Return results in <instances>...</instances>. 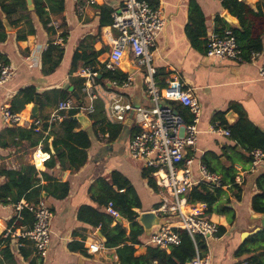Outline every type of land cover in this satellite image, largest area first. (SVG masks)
Instances as JSON below:
<instances>
[{
  "label": "crops",
  "instance_id": "crops-1",
  "mask_svg": "<svg viewBox=\"0 0 264 264\" xmlns=\"http://www.w3.org/2000/svg\"><path fill=\"white\" fill-rule=\"evenodd\" d=\"M86 1L64 0L62 18L65 27H60L54 32L48 33L34 13L31 19L35 33L27 35L23 40L16 39V32L25 28L24 21H20L16 27L10 25L11 29L6 31L5 40L0 41V61L5 60L6 63L12 64L15 72L0 88V105L12 106L15 95L21 89L34 86L40 97L39 117L49 121L61 99L56 100L51 94L46 96L44 94L52 89L64 88L72 93V96L67 98L77 100L73 96V91L76 92L75 87L70 84L69 79L71 76L79 77L77 70L84 65L82 61L78 62L76 70L71 72L72 57L76 51L80 52L78 49L80 43H84L87 48L98 52L96 61L99 67L101 61L107 58L115 31L110 24H99L100 11L97 5H108L115 10L122 2L94 0L92 4H87ZM148 1L166 18L164 28L156 38L153 48L155 80L160 86L168 81L177 80L184 89H188L199 99L202 106L193 156L203 160L222 175L229 166L235 170L234 179L243 174V182L237 183L240 191L231 184L221 186L223 189L221 201L232 210L233 222H228L226 215L220 211L205 214V217L218 226L224 227L219 236L209 239L210 264H236L239 258L234 256L235 249L251 235L250 233L244 237L242 233L251 232L261 225L262 214L251 209V198L258 191L255 179L264 173V162L252 168L250 162L243 159V155L246 157L248 154L243 147L235 146V141L229 136L211 132L209 127L216 118L227 127L244 118L264 133V81L258 76V68L264 61V48L247 61L210 57L205 52L206 37L209 33L227 28L228 25H235L224 17V14L229 12L223 8L221 0ZM240 1L252 6L254 10L257 3L263 2V0ZM81 5L82 11L78 8ZM17 17V14L13 16L14 19ZM51 19L57 20L60 25L57 16H51ZM63 32L66 33L65 37L61 36ZM57 39L62 41L59 42ZM50 44L58 46L62 52L59 54L57 49H53L44 63L42 54ZM28 55L35 64L26 59ZM129 59L133 63L132 55H129ZM55 60L58 62L54 69L45 72L43 68ZM117 69L127 74L123 65ZM142 75V71L137 70L133 73L132 86L115 89L123 101H128L133 106L150 105L144 92ZM99 82L101 84L104 82L105 86L108 83L106 80ZM78 95L80 99L83 97L81 90ZM96 101L102 103L105 109L102 100ZM169 103L180 107L183 118L186 121L190 120L187 108L175 101ZM32 104L26 103L22 108L19 103L13 104V110L20 115V124L6 126L0 118V165L5 164L9 168L17 169L25 163H32L31 156L37 148L40 154H44L41 143L32 147L31 139L20 137L11 131L16 127L28 128V125H31L35 119L30 114ZM89 120L90 124L85 129L91 143L87 150L86 163L75 172L62 169L58 164L54 169L47 171L54 180L69 183V192L65 197L59 199L45 193V197L40 198L44 199L53 213L48 255L45 258L37 257L31 242L26 241L22 244L18 241L19 237L13 236L9 244L12 256L5 262L6 264H118L116 248L104 245L102 222L89 209L81 208L89 206L97 212L111 216L103 210V201L116 193H124L139 200L140 206L132 207L138 216L143 212L157 209L160 202L158 190L149 186L143 174L145 168L140 162L132 160L127 152L129 140L136 131L133 112L128 111L122 122H109L111 125H98L93 128L92 120L90 118ZM112 124L121 126L115 134ZM40 126L39 123L36 130ZM38 169L42 171L45 168L41 165ZM192 170L194 177H197L196 161L192 165ZM37 176L39 183L48 184L40 172ZM48 187L53 190L49 185ZM221 207L220 204L218 210ZM12 214V205L0 203V235L9 226L7 222ZM116 222H121L128 232L129 222L125 218L112 217L109 227L114 226ZM146 238V233L143 232L142 243L134 246L136 256L146 253V246L143 245ZM74 242L81 244L83 250L70 249L69 244ZM93 242H98L101 249L95 253H87L85 244ZM3 246L4 243H1L0 250ZM0 257L2 258V255Z\"/></svg>",
  "mask_w": 264,
  "mask_h": 264
},
{
  "label": "built area",
  "instance_id": "built-area-1",
  "mask_svg": "<svg viewBox=\"0 0 264 264\" xmlns=\"http://www.w3.org/2000/svg\"><path fill=\"white\" fill-rule=\"evenodd\" d=\"M93 2L94 0L86 1L87 4ZM78 8L82 11L83 6ZM111 17L110 26L115 31V36L107 58L99 64L100 68L116 70L121 65L120 58L128 49L134 59V66L143 73L142 83L150 105L133 106L116 94L115 89L133 85V74H128L121 83L112 80L105 86L97 80V71L82 66L77 70V74L84 78L81 87L83 97L79 100L66 98L59 101L49 122L61 121L64 118L62 112L66 113L71 109L88 116L94 112L97 99L103 101L106 119L109 122H122L127 112L132 111L136 131L128 143V156L149 170V175L153 177L160 195L159 205L153 211L166 219L164 224L154 227L143 245L167 250L171 245L180 242L176 230H185L192 240L195 235H201L205 242V249H198L195 245L194 257L185 264H210L209 239L218 236V225L205 216H197L187 208L188 194L193 186L200 183L210 188L223 186L221 175L209 170L200 159L193 156L199 132L197 123L201 115V103L177 80L168 81L163 86L155 80L153 48L156 38L166 23L165 16L157 7L148 0H122ZM49 25L55 30L60 28L59 22L55 19H51ZM57 41L62 40L57 39ZM205 50L206 55L210 57L241 60V51L229 29L224 30L223 33L210 32L206 37ZM26 59L35 64L30 55L26 56ZM14 72L15 67L12 64L0 61V88L11 79ZM258 76L264 81V61L258 68ZM169 101H175L187 108L190 120L186 121ZM0 118L6 126L21 122L19 113L11 112L7 104L0 105ZM39 123L36 119L31 122L34 125ZM209 130L218 135L230 134L229 129L222 126L219 120H214ZM251 156L252 168L264 162V151L260 149L252 150ZM31 158V162L38 169L43 166L46 157L40 154L37 148ZM195 161L197 177H194L192 170ZM243 178L241 173L235 177V182L242 183ZM12 208L13 221L2 233L3 237L14 236L28 240L32 243L36 255L45 258L50 245V223L53 215L51 208L44 199H39L35 203L21 199L12 205ZM24 208L33 216L29 228L15 226L17 220L21 219L20 213ZM103 210L112 217L120 216L111 202L104 205ZM100 249L101 245L98 242L85 244L87 253H95ZM241 264H246V261H242Z\"/></svg>",
  "mask_w": 264,
  "mask_h": 264
},
{
  "label": "trees",
  "instance_id": "trees-1",
  "mask_svg": "<svg viewBox=\"0 0 264 264\" xmlns=\"http://www.w3.org/2000/svg\"><path fill=\"white\" fill-rule=\"evenodd\" d=\"M221 2L223 8L238 20L239 25L237 27L228 25L227 28L216 29L214 31L223 33L224 30L229 29L234 35L236 43L241 51V59L245 61L250 60L253 54L261 52L264 48V0L261 3H257L256 10L240 0H221ZM32 3L34 8L30 11L27 9L26 0H0V41H4L7 36L2 22V16L14 27L18 26L20 21H24L25 28L22 30L18 29L16 32L17 40H23L27 35L35 33V28L31 19L33 13L38 17L43 28L48 33L55 31V29L49 25L51 16H57L60 21V27H65V22L62 18L64 0H32ZM151 4L155 6L153 3ZM97 8L100 11L99 24H111V14L114 10L108 5H97ZM16 14L18 17L14 19L13 16ZM219 19L218 17L217 20ZM65 35V32L61 34L63 37H65ZM53 49H57L59 54L62 52V49L58 46L50 44L42 54L44 63L45 58L51 55ZM78 49H80V52L76 51L72 57L71 72L76 70L78 62L82 61L84 66L90 67L101 75L100 78H97L98 81L115 80L121 83L126 79L127 74L119 69H101L100 65L97 67L98 63L96 61V56L98 52L87 48V45L84 43H80ZM57 60L51 61L52 63L50 65L43 68L44 71L49 72L54 69L57 65ZM3 62L6 63L5 60H3ZM69 80L70 84L75 87L76 92L79 94L84 78L80 76H71ZM102 83L104 84V82ZM48 94H51L56 100H64L72 96V93L64 88L52 89L49 93L44 94V96ZM36 95H39V93L34 86L25 87L15 95L12 103H19L20 108H22L24 104L33 102ZM12 106H10L9 109L11 112H15ZM175 108H177L180 113L182 112L180 107L175 106ZM76 113V109H71L66 113L62 112L64 118L59 122L51 123L40 117L35 118L41 124L38 130H36L37 125L34 124H31L28 128L16 127L15 129H11L12 132L19 134L20 137L31 139L30 145L32 147L41 143V149L46 157L43 162L45 169L40 171L33 163L29 162L21 165L17 169H12L5 164H1V204L14 205L21 199L26 202L35 203L38 199L43 198L44 193H49V195L59 199L68 194L69 183L54 180L52 175L47 171L49 169H54L58 164L62 169H69L70 172H75L86 163L87 150L91 142L87 130L80 128L78 122L69 119V116ZM88 116L92 120L91 126L93 128L98 125H111L109 121H106L103 105L99 101L95 102V110ZM215 120L219 119L216 118ZM220 124L227 127L222 121H220ZM112 126L115 129L113 134L121 128L120 125L112 124ZM227 128L230 131L229 138L235 141V146L240 145L246 150V153H248L246 157L243 155L245 162H251L252 150L260 149L264 151V133L255 128L246 119L242 118ZM44 132L47 133L44 134ZM202 162L209 170L218 173L214 168L209 167L203 160ZM39 172L44 180L48 181L47 185L39 183V178L37 176ZM234 173L235 170L233 167L229 166L225 169L223 175L220 173L218 174L221 175L222 185L231 184L240 191L237 183H235ZM143 174L144 177L147 178L149 186L154 190H158L153 177L149 175V170L145 169ZM48 185L52 187L54 191L49 189ZM255 186L258 191L251 198V209L256 213H264V173L256 177ZM222 194L223 189L221 187L210 188L200 183L191 188L187 198V208L199 217H203L205 214H210L215 211H220L226 215L228 222L232 223V210L226 207L224 202L221 201ZM108 202H111L119 215L129 222L128 232H126V228L121 222H116L114 226L109 227L108 224L112 221L111 216H107L99 211L97 212L89 206H83L81 210L89 209L98 216V220H100L103 225L101 231L105 236L104 245L106 247L116 248L118 264H185L194 257L195 245L198 249H205V242L201 235H195L192 240L187 231L177 229L176 232L180 238V242L177 245H171L167 250L155 246H146V253L136 256L134 254L136 251L134 246L142 243L141 237L144 232L142 225L137 221L138 214L132 209V207L140 206L139 200L135 196L131 197L124 193H116L107 197L103 201V204L106 205ZM220 204L222 207L218 210ZM20 214L21 219L17 220L15 226H25V228L31 227L33 222L32 214L25 208L22 209ZM12 221L13 218L8 220L7 224L10 225ZM223 231L224 227L218 226V236ZM10 241V236L3 237V234L0 235V244L4 243V246L0 250V256L2 255V258L0 257V264H6L5 262L12 256L9 245ZM18 241L25 244L28 240L19 237ZM69 248L72 250L81 248L83 250V246L76 242L69 244ZM234 256L239 258L236 264H241L242 261H246V264H264V228L251 234L238 245L234 251Z\"/></svg>",
  "mask_w": 264,
  "mask_h": 264
},
{
  "label": "water",
  "instance_id": "water-1",
  "mask_svg": "<svg viewBox=\"0 0 264 264\" xmlns=\"http://www.w3.org/2000/svg\"><path fill=\"white\" fill-rule=\"evenodd\" d=\"M26 6L28 10L30 11L33 10L34 5L32 3V0H26ZM224 17L232 24H235L233 26L237 27L239 25L238 21L235 18H233L230 14L225 13ZM2 22L4 25L5 31H8L11 29L10 24L3 16H2ZM129 55H130L129 50L126 49L124 54L120 58V63L125 68L127 74H133L134 72H136L137 68L130 61ZM100 77L101 75L98 74V78ZM73 96L77 100L80 99L79 95L75 91H73ZM39 101H40V97L39 95H36L32 102L33 104H32L31 112H30L31 116L34 118H39ZM69 119L78 122L81 125L82 129H85L90 124L89 117L81 112H77L76 114L69 116ZM43 197H45V193ZM261 214H262L260 217L261 225L259 227L254 228L251 232H243L242 235L244 237L248 236L250 233L254 234L264 228V213H261ZM137 221L142 225L143 230L146 233V236L149 237L152 231V227L164 224L166 222V219L164 217H160L155 211L152 210V211H146V212L141 213L137 217ZM99 235L102 237L100 232H99Z\"/></svg>",
  "mask_w": 264,
  "mask_h": 264
}]
</instances>
